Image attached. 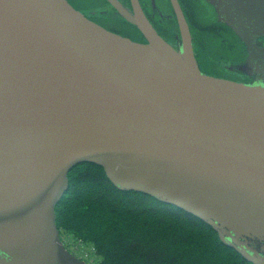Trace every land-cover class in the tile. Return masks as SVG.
I'll return each instance as SVG.
<instances>
[{
    "label": "water",
    "instance_id": "1",
    "mask_svg": "<svg viewBox=\"0 0 264 264\" xmlns=\"http://www.w3.org/2000/svg\"><path fill=\"white\" fill-rule=\"evenodd\" d=\"M201 1L244 44L236 67L251 82L200 70L176 0V47L120 7L147 43L67 0H0V264H85L63 247L54 213L82 163L264 264V0Z\"/></svg>",
    "mask_w": 264,
    "mask_h": 264
},
{
    "label": "trees",
    "instance_id": "2",
    "mask_svg": "<svg viewBox=\"0 0 264 264\" xmlns=\"http://www.w3.org/2000/svg\"><path fill=\"white\" fill-rule=\"evenodd\" d=\"M187 3L198 22L195 7ZM200 41L206 49H229L228 36L218 27L201 26ZM67 177L68 188L54 210L56 226L64 224L59 211L73 220L82 209L94 213L91 227L106 239L96 243L103 264H251L197 217L143 193L115 188L95 164L76 165ZM114 219L122 226L107 223Z\"/></svg>",
    "mask_w": 264,
    "mask_h": 264
},
{
    "label": "flooded vegetation",
    "instance_id": "3",
    "mask_svg": "<svg viewBox=\"0 0 264 264\" xmlns=\"http://www.w3.org/2000/svg\"><path fill=\"white\" fill-rule=\"evenodd\" d=\"M76 10L115 34L127 37L137 43H147V39L136 25L125 20L117 7L132 15L139 13L144 16L155 32L169 44L176 46L180 40V28L172 0H67ZM192 36L194 51L201 70L208 75L227 80L250 82L248 75L236 71V64L246 58L244 45L226 26L207 19L206 12L198 0H176ZM114 2V3H113ZM191 3L198 13V22L192 16ZM207 11V10H206ZM201 26H214L223 30L227 36V48L216 50L206 49L200 41ZM264 47V37L259 39ZM235 64V65H234Z\"/></svg>",
    "mask_w": 264,
    "mask_h": 264
},
{
    "label": "rangeland",
    "instance_id": "4",
    "mask_svg": "<svg viewBox=\"0 0 264 264\" xmlns=\"http://www.w3.org/2000/svg\"><path fill=\"white\" fill-rule=\"evenodd\" d=\"M210 20H212V17ZM63 207L69 212L68 205L64 204ZM78 215L80 218L73 220L71 215L67 214L65 216L64 212L59 211V217L61 219L65 218L63 226H60V222L57 226L62 241L76 256L84 259L88 264H103L96 243H99V241L105 242V234L92 229L91 222L94 213L82 209ZM107 223L116 228L122 226L121 221L117 219L107 221Z\"/></svg>",
    "mask_w": 264,
    "mask_h": 264
}]
</instances>
